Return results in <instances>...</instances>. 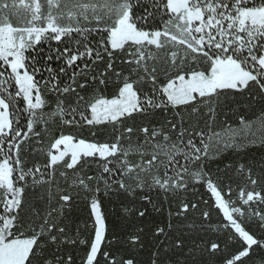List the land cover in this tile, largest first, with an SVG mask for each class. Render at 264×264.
<instances>
[{
	"label": "snow or ice",
	"instance_id": "1",
	"mask_svg": "<svg viewBox=\"0 0 264 264\" xmlns=\"http://www.w3.org/2000/svg\"><path fill=\"white\" fill-rule=\"evenodd\" d=\"M0 264H264V0H0Z\"/></svg>",
	"mask_w": 264,
	"mask_h": 264
},
{
	"label": "trees",
	"instance_id": "2",
	"mask_svg": "<svg viewBox=\"0 0 264 264\" xmlns=\"http://www.w3.org/2000/svg\"><path fill=\"white\" fill-rule=\"evenodd\" d=\"M250 156H255L256 158H259L261 155V149L259 148H254L250 150Z\"/></svg>",
	"mask_w": 264,
	"mask_h": 264
}]
</instances>
